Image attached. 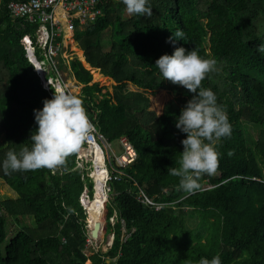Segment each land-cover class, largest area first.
I'll return each mask as SVG.
<instances>
[{
    "label": "trees",
    "instance_id": "16d2710c",
    "mask_svg": "<svg viewBox=\"0 0 264 264\" xmlns=\"http://www.w3.org/2000/svg\"><path fill=\"white\" fill-rule=\"evenodd\" d=\"M27 1L0 0V135L6 142L0 161L8 151L31 146L37 127L33 109L53 95L25 56L37 24L12 20L6 10L10 2ZM148 6L151 15H129L120 0H99L101 14L74 31L90 70L77 57L70 61L75 86L81 87L74 95L83 97L107 144L125 139L136 153L124 170L129 179L108 184L111 247L89 257L84 253L79 197L86 188L92 198L93 185L76 168L73 153L55 170L7 175L0 170L16 195L0 200V264H199L216 255L221 264H264V53L257 51L264 45V0H149ZM177 29L185 39L173 45L168 38ZM174 47L194 48L216 61L199 88L215 94L231 125V135L215 144L216 172L203 175L194 194L179 191L178 178L167 170L179 166L186 134L175 121L195 95L163 79L154 64ZM72 50L82 57L76 46ZM58 60L57 72L65 67ZM91 75L96 81L107 78L109 88L93 83ZM139 189L161 208L139 203ZM24 216L32 217L34 228H24ZM8 218L18 228L11 236ZM192 218L204 224V233L187 227Z\"/></svg>",
    "mask_w": 264,
    "mask_h": 264
},
{
    "label": "clouds",
    "instance_id": "9594fccd",
    "mask_svg": "<svg viewBox=\"0 0 264 264\" xmlns=\"http://www.w3.org/2000/svg\"><path fill=\"white\" fill-rule=\"evenodd\" d=\"M120 2L129 15L152 14L148 6L149 0ZM184 39V32L177 29L168 38V42L175 45L177 41ZM257 51L264 53V45L258 46ZM154 64L163 79L195 93L175 121V128L186 134L180 141L182 152L179 166L167 169L169 175L178 178L179 191L194 194L200 189V178L216 172L219 154L215 144L221 138L231 135L227 114L217 104L215 94L210 89L199 88L206 75L215 70L216 61L202 58L194 48L186 51L184 47H174L171 55H161ZM36 76L41 80L37 74ZM42 104L41 109H33V119L37 127L29 137L31 146L23 147L19 153H6L5 159L0 161V170L4 174L35 171L40 168L55 170L65 165L66 159L92 133L93 124L83 105L82 96L56 88L52 98L43 100ZM79 203L82 205L81 201ZM199 264H221V260L216 255L211 260L201 258Z\"/></svg>",
    "mask_w": 264,
    "mask_h": 264
},
{
    "label": "built area",
    "instance_id": "2783aa9c",
    "mask_svg": "<svg viewBox=\"0 0 264 264\" xmlns=\"http://www.w3.org/2000/svg\"><path fill=\"white\" fill-rule=\"evenodd\" d=\"M6 10L12 20H23L30 24H37L35 42L25 48L26 59L29 60L28 55L31 53L35 61V63H30L33 67L38 65L41 70L45 68V71H48L47 73L53 70L58 78V59L60 58L65 63L66 59L71 61L75 57L66 54L68 47L76 43L74 40L75 29H83L85 25L93 22L101 14L99 0L10 2L7 4ZM38 56H42L44 59L39 61ZM78 59L80 60V58ZM69 61L68 63H70ZM58 78L54 80L56 84L60 85ZM45 82H50L46 89V91H49V87L54 86L53 78L46 76L42 80L43 84ZM83 142L89 147L98 146L102 152L103 164L106 170L105 188L108 193L109 182H120L122 179H129L124 170L131 166L136 159V153L129 142L125 139L119 140L118 144L121 147V152L116 155L110 148V144H107L97 132L94 125L92 133ZM136 200L145 206L153 207L155 210L161 208L160 205L147 198L140 189L136 195Z\"/></svg>",
    "mask_w": 264,
    "mask_h": 264
},
{
    "label": "rangeland",
    "instance_id": "374dc122",
    "mask_svg": "<svg viewBox=\"0 0 264 264\" xmlns=\"http://www.w3.org/2000/svg\"><path fill=\"white\" fill-rule=\"evenodd\" d=\"M113 1H119V0H113ZM74 46H76V50L81 52L77 43H75L73 45V47H72V45H71V47H68L66 54L67 55H73V56L79 58L78 55H76V52H73V50H72V48H74ZM81 54H82V57L80 58V60H81V63L83 64V67L85 68V65H87V64L85 63L84 56H83L82 52H81ZM68 61H69V59H66L65 63L63 64V66H65V67H63L62 70L58 71L59 72L58 73L59 78H58V75L56 73L49 74L50 72L47 73L48 71H45L46 70L45 68H43V70L40 69V74L38 76L41 78L40 84L43 86L42 88H46L45 84L42 83V80L44 77L48 76V74H49L53 78L54 86L51 87L53 89V92H55V89H56L55 86L57 85L55 80H54L55 78H58V80H59L58 83L60 84L62 89L65 90L67 93L78 94L80 92L81 87L77 88L75 86L76 84L72 83L71 79L69 80V78H68V76L70 75V66H69L70 63H68ZM36 67H37V65H35L33 67V70H34L35 74H38ZM64 68H66V69H64ZM86 70H88V72L90 73L89 69H86ZM97 73L100 74L99 71ZM92 82L98 84L100 87H108L109 88V86H110V81H108L107 78L104 81H96L94 79V77L92 76ZM5 145H6V142H5L4 136L0 135V149L5 147ZM110 148L113 150V152L116 155H119L121 152V147H119L118 142L111 143ZM88 151L90 152V147L86 146V144L84 142H82L79 149L75 152L76 168L79 169L80 172L86 173V176L91 180L92 185L94 186V181L91 177L92 172L94 171V168H93L92 163L90 162V154ZM80 154H83L86 158L80 157ZM92 188H94V187H92ZM103 190H104V193L106 195V201L104 203V209L100 215L99 221L94 226L95 229L94 228L92 230L88 229L89 225H88L87 214H86L85 208L82 205H80L84 208V209L82 208L83 212L85 211L84 212V215H85L84 223H85V228L87 231L86 232V234H87V247H86V250L84 251V253L87 257L91 256L93 253H95L97 251H101L102 253H105L111 247V244H112L113 237L111 234L106 233V228H107V224H109L112 227L114 225V220L113 219H109V220L106 219L105 205L107 204L109 194H108L107 189L105 187ZM87 191L88 190L86 188L83 190V193L79 197L80 201H82L83 198L85 199L86 202H90V200L93 199L94 190H93L92 198H90L88 196ZM15 198H16V195H14L9 189H7L4 182L0 179V200H6V199L7 200H13ZM20 221L22 222V225L24 226V228H34L32 217H30V216L25 217L24 216V217L20 218ZM7 223H8L7 225H8L9 236L14 235L15 233L18 232V228L14 225L13 220H10L8 218ZM186 224H187V227L189 229H192V231L194 233H204L205 232L204 224L202 222H200L198 219H194V218L187 219ZM93 232L96 233L97 238L92 237ZM86 264H89V261H87Z\"/></svg>",
    "mask_w": 264,
    "mask_h": 264
},
{
    "label": "bare ground",
    "instance_id": "6f19581e",
    "mask_svg": "<svg viewBox=\"0 0 264 264\" xmlns=\"http://www.w3.org/2000/svg\"><path fill=\"white\" fill-rule=\"evenodd\" d=\"M29 63H35L31 53L28 55ZM37 72L40 74V68L37 65L36 67ZM50 85V82H45L44 89H47V84ZM55 88H61L60 85H56ZM89 152V151H88ZM90 162L93 165L94 171L92 172V179L94 181V197L90 202H86L83 198L81 203L82 206L85 208L87 219H88V229L92 230L95 224L99 221L100 215L104 209V203L106 201V195L104 193L105 187V177H106V170L103 164V156L100 148L96 145L90 146ZM88 156V155H87ZM80 157L86 158L83 154H80ZM88 159V158H87ZM95 229V228H94Z\"/></svg>",
    "mask_w": 264,
    "mask_h": 264
},
{
    "label": "crops",
    "instance_id": "0c3cea01",
    "mask_svg": "<svg viewBox=\"0 0 264 264\" xmlns=\"http://www.w3.org/2000/svg\"><path fill=\"white\" fill-rule=\"evenodd\" d=\"M68 78H69V80L71 79L72 83H75V80L71 74L68 76Z\"/></svg>",
    "mask_w": 264,
    "mask_h": 264
},
{
    "label": "water",
    "instance_id": "95a60500",
    "mask_svg": "<svg viewBox=\"0 0 264 264\" xmlns=\"http://www.w3.org/2000/svg\"><path fill=\"white\" fill-rule=\"evenodd\" d=\"M93 190H94V188H93ZM92 237H93V238H97V235H96L95 232L92 233Z\"/></svg>",
    "mask_w": 264,
    "mask_h": 264
}]
</instances>
